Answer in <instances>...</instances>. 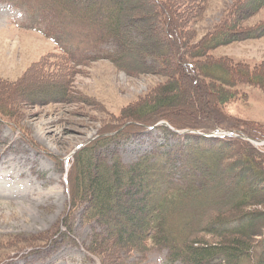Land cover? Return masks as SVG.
Returning <instances> with one entry per match:
<instances>
[{"label": "trees", "instance_id": "16d2710c", "mask_svg": "<svg viewBox=\"0 0 264 264\" xmlns=\"http://www.w3.org/2000/svg\"><path fill=\"white\" fill-rule=\"evenodd\" d=\"M149 1L150 13L139 12L138 0H0L21 9L59 49L43 56L27 75H35L43 92L55 93L30 97V102L66 101L72 67L101 58L130 73L168 77L138 104L137 113L124 116L115 129L100 131L74 155L67 173L70 207L81 208L82 222L94 223L85 248L100 264H127L131 252L143 257L152 247L166 250L167 260L181 264H264V208L255 209L264 206V150L239 137L190 132L235 130L223 107L241 95L237 85L264 90V66L250 68L210 54L229 42L263 36L264 21L254 26L244 22L264 7V0H236L198 42H192L196 33L190 23L201 17L207 0ZM108 44L111 49L105 51ZM183 77L212 102L202 100L191 116L181 118L178 109L163 106L182 93ZM3 85L0 118L9 120L22 97L15 93L17 86ZM206 89L215 93L210 96ZM162 120L187 132L155 126ZM148 127L173 142L154 144L124 164L113 143ZM105 175L110 183L103 189ZM205 234L216 239H205ZM40 239H14L0 247L17 251Z\"/></svg>", "mask_w": 264, "mask_h": 264}, {"label": "rangeland", "instance_id": "374dc122", "mask_svg": "<svg viewBox=\"0 0 264 264\" xmlns=\"http://www.w3.org/2000/svg\"><path fill=\"white\" fill-rule=\"evenodd\" d=\"M235 1L207 0L201 17L190 23L196 33L192 42H198L219 24ZM138 2L139 12L153 11L149 0ZM262 21L264 7L248 14L244 25L254 26ZM151 23L154 26V22ZM34 24L22 10L0 3V84L17 86L15 93L22 97L19 104L12 106L15 115L9 116L11 119L0 118V246L14 239L41 238L32 245L18 246L17 251L0 247V264H99L85 249L94 223L82 222L81 208L70 207L67 173L75 153L81 148L78 146L86 145L100 131L115 129L129 113H137L138 104L168 77L130 73L101 58L72 67L66 101L30 102V97L50 95L55 91L43 92L33 73L27 78L29 69L48 53L59 52ZM103 49L109 51L111 46L108 44ZM210 54L227 56L250 68L263 67L264 35L229 42ZM46 67V71L54 72L55 68ZM181 81L182 93L163 106L174 112L178 109L177 117L191 116L197 105H202V100L212 102L192 80L183 77ZM237 90L241 95L225 105L224 112L236 123L233 125L236 131L248 134L251 139L263 135V142L257 143L258 148L264 150V90L248 84L237 85ZM206 92L210 96L215 93L210 89ZM165 138L162 131L148 127L128 137L117 138L113 145L118 148L122 162L130 164L150 151L154 144L173 142ZM67 157L69 161L65 163ZM106 177L101 184L103 189L110 183ZM263 199L264 196L260 200ZM263 208L262 205L255 209ZM210 215L209 212L206 217ZM122 224L119 220V225ZM62 233L65 236H61ZM203 236L210 241L216 239ZM139 255L131 252L126 263L181 264L170 262L166 259V250L155 247L143 257Z\"/></svg>", "mask_w": 264, "mask_h": 264}, {"label": "water", "instance_id": "95a60500", "mask_svg": "<svg viewBox=\"0 0 264 264\" xmlns=\"http://www.w3.org/2000/svg\"><path fill=\"white\" fill-rule=\"evenodd\" d=\"M163 124L167 125L166 123H163Z\"/></svg>", "mask_w": 264, "mask_h": 264}]
</instances>
